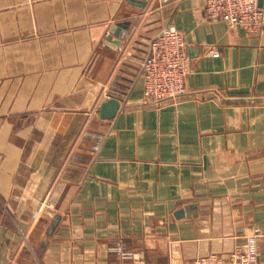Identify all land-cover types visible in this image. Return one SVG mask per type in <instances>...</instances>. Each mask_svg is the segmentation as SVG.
Returning a JSON list of instances; mask_svg holds the SVG:
<instances>
[{
	"label": "crops",
	"instance_id": "crops-1",
	"mask_svg": "<svg viewBox=\"0 0 264 264\" xmlns=\"http://www.w3.org/2000/svg\"><path fill=\"white\" fill-rule=\"evenodd\" d=\"M168 26L189 94L151 103L141 63ZM247 235L264 264V30L203 0H0V264H110L116 245L123 264H191Z\"/></svg>",
	"mask_w": 264,
	"mask_h": 264
},
{
	"label": "built area",
	"instance_id": "built-area-1",
	"mask_svg": "<svg viewBox=\"0 0 264 264\" xmlns=\"http://www.w3.org/2000/svg\"><path fill=\"white\" fill-rule=\"evenodd\" d=\"M205 18L211 22H222L230 28H240L250 34H260L264 30V9L259 0H203ZM208 54L218 57V50L211 47ZM144 98L147 102H176L189 94L186 78L190 73V59L182 34L168 26L154 36L149 50L141 63ZM123 264L133 259V252L123 245L109 248ZM258 243L256 235L245 236L227 259L216 253L196 257L191 264H256Z\"/></svg>",
	"mask_w": 264,
	"mask_h": 264
},
{
	"label": "water",
	"instance_id": "water-1",
	"mask_svg": "<svg viewBox=\"0 0 264 264\" xmlns=\"http://www.w3.org/2000/svg\"><path fill=\"white\" fill-rule=\"evenodd\" d=\"M262 4V0H259V6H261ZM131 22L130 21H124V22H118L115 25H113L110 28V36L107 38V40L110 42L112 41L115 46H120L121 45V39L124 38L126 31L128 30L129 26H130ZM112 35L116 36L118 39L117 40H113L112 39ZM121 108V102L120 99L116 98V97H110L108 100L104 101L99 110V116L102 119H113L119 109ZM59 215H56L52 221V224L50 225L49 234H52L53 231L56 228L57 223L59 222Z\"/></svg>",
	"mask_w": 264,
	"mask_h": 264
}]
</instances>
